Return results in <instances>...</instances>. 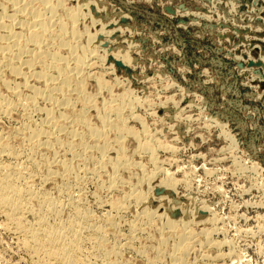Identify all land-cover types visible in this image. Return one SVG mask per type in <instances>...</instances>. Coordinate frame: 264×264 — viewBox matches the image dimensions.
<instances>
[{
	"label": "rangeland",
	"instance_id": "rangeland-1",
	"mask_svg": "<svg viewBox=\"0 0 264 264\" xmlns=\"http://www.w3.org/2000/svg\"><path fill=\"white\" fill-rule=\"evenodd\" d=\"M55 1L60 3L55 15L37 0L32 4L45 11V17L52 15L54 21L65 22L66 30L71 28L66 13L79 11L72 24L78 32L74 42L85 47L90 36L95 42L91 46L95 48L91 51V56L95 55L92 67L75 74L82 77L84 95L90 97L83 108L87 123L99 128L105 113L107 120L113 124L119 120L130 134L121 132L122 147L115 142L114 127L108 130L105 137H110L104 140L108 147L104 146L101 154L93 144L103 139L93 142L95 138L85 133L86 125L84 129L82 123L72 121L74 113L51 107L45 95L36 98L34 110L17 106L10 113H0V134L24 161L31 153L21 129L41 123L48 107L54 115L67 112L68 128L79 135L69 137L61 132L60 144L35 149L31 155L35 164L32 160L31 165L27 163L23 175L32 192L63 204L58 216H49V223L65 221L71 214L73 217L75 210L68 200L87 214L88 219H79L83 226L104 227L105 248L98 247L94 239L91 242L95 238L91 229L84 230L83 236L90 239H83L75 261L177 264L170 255L176 239L167 234L169 229L164 225L166 217L171 216L177 227L186 220L185 225L194 231L195 238L180 264H264V0L51 2ZM0 4V10L10 15V5L4 0ZM57 42L55 39L46 46L48 53L58 50ZM58 52L67 55L64 49ZM39 64L30 70L39 71ZM24 66L22 71L27 72ZM8 72L1 76L9 85L15 83L19 98L29 95L30 85L43 88L34 77H28L26 87L22 75ZM69 86L72 110L82 109L81 102L74 98L75 81ZM7 90L1 83L0 94L17 102ZM57 91L53 96L58 99L63 95ZM108 102L123 103L118 104L116 113L108 109ZM78 136L83 137L86 144L81 147L86 150L78 147ZM67 141L70 148L65 147ZM139 141L153 147L154 153L142 149L140 143L136 145ZM53 155L58 165L54 161L47 164V160H54ZM62 159L71 164L67 174L61 169ZM117 160L118 168L112 165ZM15 161L9 155H0V165ZM132 189L142 193L140 202L127 197ZM111 201H121L124 207L113 208ZM37 204L22 200L13 214L0 208V264H60L47 250L25 243L28 233L16 222L20 218L21 224L31 226L37 218L33 211ZM142 206L151 208L149 219L143 216L144 208L142 212L139 209ZM112 247L117 248L116 255L110 253Z\"/></svg>",
	"mask_w": 264,
	"mask_h": 264
},
{
	"label": "bare ground",
	"instance_id": "bare-ground-1",
	"mask_svg": "<svg viewBox=\"0 0 264 264\" xmlns=\"http://www.w3.org/2000/svg\"><path fill=\"white\" fill-rule=\"evenodd\" d=\"M4 1H5V3H8L12 9H11L10 15H6L3 13V11L0 10L1 11L0 12V84L2 83V85L5 87V89H8L7 90L9 93L8 95L16 97V100L17 99L18 100H17V102H13L14 100H12V99H10L11 101H8L5 97H3L2 94H0V113L3 115H5L6 113H10L12 110H15V107H17V106H22L21 109H24L26 107L25 110H27V109L29 110L30 108L33 109L32 105L35 106L34 101L36 103V98L40 97V95H41V97H42V95H45L48 100L49 99L51 100V104H52L51 107H53L55 105L57 107L60 106L61 108L63 107L66 111H71L70 112L71 114L74 113L72 115H74L75 117H73L74 120L72 119V121H74V122L76 121L78 124L82 123L84 125V129H85V125H86L87 132H85V133L88 134L87 136L95 138V139H93V142H94V140H96V139L98 140L99 138L103 139V141H101L100 143L98 142V143L93 144L96 146L95 148L97 150H100L99 152H101V154L103 153V150L105 149L104 146H106V145H104V142L106 141L105 139L108 137V136L105 137V135H107L106 132H108V130H110V129L111 130L114 129L113 132L116 130L115 131L116 132V139L114 138L116 141L115 140L114 141L117 142L118 145L122 146L121 145L122 143L120 144L121 141H119L120 140L119 138H121L120 137V135L122 134L121 132L122 131L126 132V129H128V128L125 127L126 129L124 130L122 123L119 120L117 121V123L113 124V123H111L110 120H107L105 118L106 115L104 113L105 116L103 115V117H101L102 116L101 115L100 116L101 121H99V122H101L102 125H100L99 128H97V127L93 128V127L89 126L90 124L87 123L88 120L86 121V117H85L86 115H84L85 110H83V108L85 109V107H87V104L90 101V100L88 101V99L90 97L88 98V96L84 95V92H86V90L83 91V89H82L83 85H81V83L83 81H80L82 77L80 78L77 75L75 76V74L76 73L78 74L80 72L85 71V69L89 68L92 65L93 62L91 59H92V56L95 57V55L91 56V51L93 53V50L95 48L94 47L91 48V46L95 42H94L93 38L90 36L89 39H86L87 40L86 42H88L86 44V46L85 47L80 46L81 49H79L80 47L74 42V40H76L75 37L78 36V32L76 31V29L73 27L72 24L75 22V20L78 16L77 14L79 11L74 10V11H70V12L68 11L66 13L65 18H67L68 21H70V23H71V25L69 26L71 28L69 30H66L67 24L65 22H63L61 19H60L61 21L59 20L60 22L58 20H56V21L53 20L52 15H55L54 13H56L55 11L58 8V6L60 5V3L56 2V1H55L56 3H53V2H51L52 0H37V2H39V4H42L40 6L41 7L43 6V9L46 8L47 11L50 12V14L52 13V15H47V17H45V15H44L45 11L41 12V11L37 10V7H36L37 4H36V6L34 3H33L34 5L32 4V2L34 0H4ZM0 6H1V4H0ZM46 9H44V10H46ZM2 10H3V8H2ZM42 13H44V14H42ZM15 27H18L20 30L16 31L14 29ZM106 29H107V27H106ZM86 38H88V36ZM55 39L58 41L57 42V46H59L58 50H60V49L65 50L67 55H65L64 57L62 55L61 56L59 55L57 48H56V51L52 50L51 53L50 52L48 53V51L46 50L47 49L46 46L49 45V43H51L50 45H52V41ZM29 46H31L30 50L28 48ZM96 53H97V51H96ZM23 54H24V56L22 57ZM94 54H95V52H94ZM90 56H91V58H89ZM95 59H93V60L96 62ZM129 62H130V60H129ZM36 63H38V64L40 63L39 65H41V68L39 69V71H31L30 69ZM93 65H95V63ZM22 66L26 67V70L28 69V71L27 72L22 71ZM6 70L9 71L8 73H12L13 75H17V76L22 75V78L24 80L22 79L23 81L22 80L21 81L26 87L28 86L27 85L28 77H34L35 79H38L40 82H42L43 88L39 89V87H36L34 85L33 86L30 85V86H28L29 92H30V93H28L29 95H27V96L24 95L26 97L22 96L23 98L22 97L19 98V96H21V95L18 92V90H16L17 88H15L16 87L15 83H14V86H12V84L9 85L7 83L8 81L3 80V78H2L3 76H1L2 73ZM57 79H58V81H57ZM95 79H96V77H95ZM71 81H75V88L73 89V91H76V96H74V98L76 100H79L81 102V105H82V109L80 108L77 111L72 110L73 109V108H71V106H73L71 103L72 101L71 102L69 101V99L71 97H73V95H71V97L68 96L69 94H71V93L68 94L69 89H71L70 88L71 85L69 86ZM20 83H17L19 85H17V84L16 85L20 86L21 85ZM22 87H24V86H22ZM106 87H108V86H106ZM57 89L60 90L61 92H59V93H62V95H63L58 99L55 96H53V92L57 91ZM56 93H58V91L55 92V94ZM45 96H43V98H46ZM7 98L9 99V97H7ZM115 102H117V101H115ZM108 104H109V102H108ZM118 104H119V106H121L120 103H118ZM118 104H116V105L115 104L114 105L109 104L108 109L116 111V113H117V110L119 109ZM42 110H45V109H42ZM61 110H63V109H61ZM52 111H53V109H52ZM52 111L49 109V107L46 108V112L44 111L45 116H44L43 120H40V121H42L41 123L38 121L37 125L34 124V126H31L29 128L23 127L20 131L21 137L26 141V143L29 144V147H30L29 153H31V155L33 154L34 151H37L39 148H44V149L47 148L48 149L50 147H53L54 144H56V145L60 144L61 140L59 139L58 136L61 135V132H66V134H68L69 137L70 136L74 137L78 134V133L75 134L76 131L74 132L73 129L68 128L69 125H68L67 120L69 119L68 118L69 116L66 114L67 113L66 111H64V112L59 111V112H57V115L56 114L54 115L52 113ZM106 111H108V110H106ZM113 111H112V113H113ZM28 118H30V117H28ZM78 124H74V125H78ZM26 126H28V125H26ZM126 133H129V131ZM81 136H82V134H81ZM4 137H3V135L0 134V155H5V156L9 155L11 158L16 159V161L14 163L12 162V163L0 165V208L1 207L7 208L9 210V214H13L20 207L22 200L27 201V202L28 201H30V202L36 201L38 203L37 204L38 207H37V209H35L33 211L37 214V218L31 226L26 227L23 224H21L20 218L16 219V222L20 225V228L27 231V233H28L29 240H25V243H27L29 241L30 244L32 243L33 245H35L37 247L45 249V251L47 250L48 255L50 257L54 258L55 260H58V262L60 264H76V263L83 264L82 259H79L80 262L75 261L76 255H78V253L81 250V247H80L81 242L83 241V239L89 238V235H86V234H85V236L86 237L88 236V238L84 237L82 232L84 230L89 231L91 229V231H93L95 233V236H94L95 238H91V242H92V239H94L95 244H97L98 247L99 246L104 247V244L107 243V242L104 243V238H103L104 231H105L104 227L103 226L101 227V225H99V226H95V225L83 226L82 223H80L79 219H81V218L88 219L87 214L85 212H84V214H82L83 212H80L78 210V208L74 204L72 205L71 202H69L68 200H67V204L71 205L73 207V209L75 210L73 217L71 216L72 215L71 214V215H69L71 217V218L69 217L70 219L67 217V219L65 221L63 220L61 222L60 220H58V221H60V222H58L56 220V222H54V223H49L48 218L51 217L50 215H53L52 218L58 216L60 208L63 206V204L61 202H59L58 200H54V199L48 197L46 194H42L40 192L35 193V192H32L30 189H28L27 178L25 177L26 174L24 176L23 173L25 171H27V165L26 164L28 163L29 165H31L32 156L27 153L28 156L25 157V160L20 161L18 159V156H20V152L11 148L12 146L11 147L9 146L10 143L8 144L7 140L4 139ZM42 138H43V140H41ZM82 138L80 139V137L78 136V142H79L78 147L79 146L81 147L82 145L86 144L83 142ZM62 142H64V141H62ZM85 142H87V141H85ZM139 143H140V141L136 145H139ZM105 144H106V142H105ZM70 146H72V145L70 144ZM70 146H69V143L67 141L65 147L70 148ZM120 146H119V148H120ZM106 147H108V146H106ZM140 147L144 150H149L150 152H153L151 149L153 147H149V145H147L145 143L141 144ZM81 148L83 149L84 147H81ZM35 149H37V150H35ZM58 149L59 148H57V150ZM84 150H86V149L84 148ZM116 150H118V149H116ZM63 151H65V150H63ZM140 151H142V150H140ZM52 153L53 154L55 153L54 150ZM153 153L151 155L150 154L149 155L152 157ZM52 158H54V155L52 156ZM43 159H46V158H43ZM60 160H59V162H60V165L62 167L61 169L63 170V173L66 172L65 174H67V172L70 171V165L71 164H69L70 163L69 161H65L63 159H62L63 161H60ZM53 161L55 163L58 162L56 160V158H54V160H52V161L50 160L49 162L47 160V164H49V163L53 164L52 163ZM119 161H121V159ZM119 161L118 160L115 162L112 161L113 162L112 165L117 167L118 166L117 164L120 163ZM33 163L35 164L34 161H33ZM121 163H122V161H121ZM136 163H138V162H136ZM58 164L59 163H57L56 165H58ZM117 168H114V169H117ZM48 169H50V168H48ZM54 169H55V167H54ZM49 171L51 174V169ZM114 172H115V170H114ZM47 176H46V179H48ZM113 180L114 179L112 178V181ZM150 187H152V186H150ZM132 190H134V191H132V192L130 191L129 192L130 194L128 193L129 195H127V197L133 198L135 200V202L136 201L140 202L143 199L142 193L135 191V189H132ZM65 203H66V200H65ZM110 205L113 208H118L119 210H121L120 208L123 206L121 201H111ZM135 205H137V204L135 203ZM146 207L142 206L139 209H141V212H142V210H143L142 208H144V210H143L144 215L143 216L149 219L151 217V212H150L151 208L149 210V209H146ZM139 212H140V210H139ZM107 216H109V215L107 214ZM170 217H166V220H165L166 222L164 221V225L169 229V231L166 230L168 232L167 234H169L170 236L173 235L176 239L173 242L174 244L172 243L173 247L170 248V249H172V253L170 252L171 253L170 255H172L171 256L172 260L174 259L177 264H180L183 262V258L185 256V254H187L186 252H187V249L189 248V245H191L190 244L191 240L193 238H195L194 237V231L192 230L193 227L188 228L186 226L188 223V222H184L186 220H184L183 223L181 222L182 225H180V226H182V227H177L175 225V222L173 221V219ZM104 219H106V218H104ZM110 219H111V217H110ZM51 221H53V220H51ZM104 222H107V221H104ZM109 223H111V221ZM205 235H206V233H205ZM163 240H165V239H163ZM163 243L164 242H162V244ZM97 245H95V246L97 247ZM111 246H113V245H111ZM101 249H103V248L101 247ZM106 249H107V247H106ZM106 249H104V251H106ZM108 249H109V245H108ZM155 252H157V251H155ZM43 253H44V251H43ZM110 253L111 254L114 253L116 255L118 253L117 248H115V247H112V249L110 248ZM103 254H104V252H103ZM113 260L114 259L111 260L112 264H117L116 262L113 263ZM83 261H85V260L83 259ZM107 262H109V261L107 260ZM85 263L86 262H84V264Z\"/></svg>",
	"mask_w": 264,
	"mask_h": 264
}]
</instances>
